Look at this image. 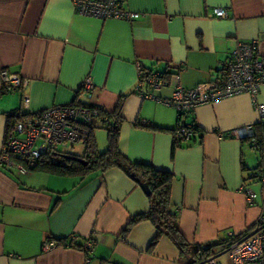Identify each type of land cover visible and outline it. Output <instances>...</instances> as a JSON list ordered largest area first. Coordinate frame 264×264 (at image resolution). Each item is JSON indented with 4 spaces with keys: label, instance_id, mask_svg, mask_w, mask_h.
Listing matches in <instances>:
<instances>
[{
    "label": "crops",
    "instance_id": "obj_1",
    "mask_svg": "<svg viewBox=\"0 0 264 264\" xmlns=\"http://www.w3.org/2000/svg\"><path fill=\"white\" fill-rule=\"evenodd\" d=\"M120 1L138 17L81 15L71 0H0V71L26 81L22 90L0 85V152L9 113L22 111L23 95L29 102L22 115L74 102L113 111L123 97L119 151L172 174L170 202L183 237L204 246L244 232L264 213V182L250 177L264 175V116L248 94L179 116L140 95L139 69L164 74L166 84L152 93L166 98L176 83L193 88L215 78L238 41L256 42L264 57V0ZM215 8L226 16L216 17ZM85 79L90 93L80 90ZM257 101L264 107V86ZM187 124L199 133L173 150L175 132ZM246 125H258L261 151L217 134ZM245 189L255 193L252 203ZM148 207L140 185L116 167L81 177L0 166V264H188L164 235L149 248V221L123 235ZM87 239L90 255L79 248Z\"/></svg>",
    "mask_w": 264,
    "mask_h": 264
},
{
    "label": "built area",
    "instance_id": "obj_2",
    "mask_svg": "<svg viewBox=\"0 0 264 264\" xmlns=\"http://www.w3.org/2000/svg\"><path fill=\"white\" fill-rule=\"evenodd\" d=\"M71 2L75 11L81 15L123 20L138 17L137 13L125 10L120 0H71ZM213 12L216 17L226 16L223 8H215ZM140 73L139 69V75ZM25 83L26 81L17 74L9 73L7 70L0 71L2 91L22 90ZM144 84L149 90L139 91L143 98H151L169 106L175 109L179 116L193 111L200 105L239 94H248L259 118L264 116V107L257 101V94L264 86V57L258 56L257 44L254 41H238L227 63L209 82L193 88H183L176 83L170 96L166 98H158L152 93L166 84L161 73H151ZM138 87H141L140 83ZM92 89L90 80L85 79L80 90L90 93ZM28 102V97L23 95L22 111L27 108ZM97 119L96 108L76 104L55 105L15 119L5 133L0 152V166L15 168L24 174L29 172L50 148L67 145L73 147L75 144L84 146L88 130ZM193 127L194 124H187L179 128L176 136L183 140H191L194 135ZM217 134L220 139L227 137L246 141L251 148L257 149L253 125L241 126ZM258 174L252 173L251 176L258 177L264 182V175ZM245 194L247 202L252 203L255 193L245 189ZM228 238L232 239L230 243L222 251H217L208 257L205 260L206 264H220L216 259L222 254L228 257L229 264H264V213L253 226L239 235L230 234ZM82 249L90 255L93 249L91 239L85 241Z\"/></svg>",
    "mask_w": 264,
    "mask_h": 264
},
{
    "label": "trees",
    "instance_id": "obj_3",
    "mask_svg": "<svg viewBox=\"0 0 264 264\" xmlns=\"http://www.w3.org/2000/svg\"><path fill=\"white\" fill-rule=\"evenodd\" d=\"M138 92L144 89L147 92L148 87L144 84L145 79L150 76L151 72L145 68L140 69ZM164 79L166 77L162 74ZM123 97H121L113 111H106L102 108L91 104L74 102L79 106H87L98 110V119L95 124L88 130V136L84 145V153L76 155L68 152H59L57 148H50L42 155L36 165L30 171H40L54 176H81L84 177L92 172H104L110 168L116 167L122 170L127 176L133 179L137 184H146L148 193L146 194L149 207L146 212L133 216L122 233L125 235L132 226L141 222L149 221L155 228V233L151 239L149 248L154 247L161 236L169 238L180 254L188 259V264H206L205 260L217 251H222L232 240L225 238L216 243L207 245H195L189 243L178 228V217L176 211L172 208L170 202V186L172 174L168 171L159 170L151 164L132 162L123 155L118 148L119 129L123 122L121 110L123 106ZM19 109L12 111L8 116V125L14 122L15 119L23 118L24 115L19 113ZM105 119V120H103ZM100 122V124H99ZM260 126V125H259ZM255 126V128H257ZM103 128L106 131L107 148L104 151H99L94 137V130ZM194 135L191 140L195 139L199 133V128L194 124ZM174 134L173 147L179 146L182 138ZM256 133V132H255ZM257 149L262 150L261 135L256 133ZM81 159V162L78 159ZM257 175L258 172H255ZM252 177V176H250ZM239 235V234H238ZM66 238H55L54 243L57 245L66 244ZM72 245L71 242L68 243ZM79 248H82L79 246Z\"/></svg>",
    "mask_w": 264,
    "mask_h": 264
},
{
    "label": "rangeland",
    "instance_id": "obj_4",
    "mask_svg": "<svg viewBox=\"0 0 264 264\" xmlns=\"http://www.w3.org/2000/svg\"><path fill=\"white\" fill-rule=\"evenodd\" d=\"M98 137V147L99 145H103L105 143V148H107V141H106V131L103 128H97L94 130ZM84 146L80 144H75L73 147L71 145L67 146H58L57 150L59 152H68V153H73L76 155H82L84 153ZM217 261L220 262V264H229V259L225 254L220 255L216 259Z\"/></svg>",
    "mask_w": 264,
    "mask_h": 264
},
{
    "label": "water",
    "instance_id": "obj_5",
    "mask_svg": "<svg viewBox=\"0 0 264 264\" xmlns=\"http://www.w3.org/2000/svg\"><path fill=\"white\" fill-rule=\"evenodd\" d=\"M78 159V161H80L81 162V159H79V158H77ZM141 188H142V190H143V192L145 193V194H147L149 191H148V187H147V185L146 184H142L141 185Z\"/></svg>",
    "mask_w": 264,
    "mask_h": 264
}]
</instances>
